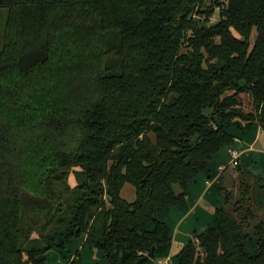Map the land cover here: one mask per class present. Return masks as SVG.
Listing matches in <instances>:
<instances>
[{
  "label": "trees",
  "instance_id": "obj_1",
  "mask_svg": "<svg viewBox=\"0 0 264 264\" xmlns=\"http://www.w3.org/2000/svg\"><path fill=\"white\" fill-rule=\"evenodd\" d=\"M0 20V264H47L65 237L107 264L166 256L156 216L230 128L264 130V0H0ZM239 167L178 264H264V175Z\"/></svg>",
  "mask_w": 264,
  "mask_h": 264
},
{
  "label": "rangeland",
  "instance_id": "obj_2",
  "mask_svg": "<svg viewBox=\"0 0 264 264\" xmlns=\"http://www.w3.org/2000/svg\"><path fill=\"white\" fill-rule=\"evenodd\" d=\"M218 15L215 14L212 18L209 19V24H214L217 22ZM2 28V21L0 20V29ZM256 31L253 29L252 34L250 36V43L252 44L253 40L255 39ZM1 38V36H0ZM214 62H211V64ZM239 99L242 101V109L245 114L253 113V103L252 99L247 94H241L238 96ZM242 124V125H240ZM246 122L241 121L236 128H228L231 133H233L236 137L238 142L237 143L242 145V154L240 153L239 157V168L242 172L247 171L245 175H256L261 174L264 175V130L259 128L258 124L254 122L253 126L246 127ZM251 129V130H250ZM259 134L254 143L253 147H249V143L252 139H255L254 135ZM253 145V144H252ZM227 149V154L220 151L217 156L210 162V168L213 170V178H211L206 183V175L204 171L200 173L196 178L195 181L189 182L187 184V188H190L192 192H190V196L188 194L189 200H193L192 202L196 203L200 208H209L206 211V217L203 218L201 216L196 217L197 215L187 214L186 216L182 215L183 211L178 209H171L168 212H162L156 216V219L166 223L169 228L171 229V241L172 244L170 246V250L166 256L158 257L157 255L152 258L150 264H178V258H176V254L178 251L184 246L187 242L186 239L192 238L194 234L202 232L207 228L209 225H212L213 218L215 213H213V208L219 203L218 205L224 204V196L225 190H229L232 192L233 195H237L238 187H237V179H234V176H231V171L235 173V169L228 167L231 162V155L234 151L233 148L229 147ZM237 151V150H236ZM226 155H224V154ZM223 159V160H222ZM216 163V164H213ZM220 162L221 164H218ZM221 165L227 167L225 170L221 171L216 168V165ZM230 170V172H228ZM216 175V176H215ZM230 175V176H229ZM221 176V177H220ZM248 176V177H249ZM231 177V178H229ZM219 178V179H218ZM75 178L72 174L70 176V185H74ZM213 184V185H212ZM121 196L127 202L134 201L135 198V189L129 185L124 184L121 189ZM179 191V189H177ZM196 197V198H194ZM197 198H199L197 201ZM43 222V221H42ZM209 224H206V223ZM195 228V229H194ZM176 233H178L176 240L174 239ZM36 236V235H35ZM38 236V235H37ZM173 236V240H172ZM179 236H182L183 242L179 243L178 239ZM188 237V238H187ZM42 244H45L42 242ZM58 245V246H56ZM60 246V248H58ZM247 250H251L246 246ZM45 261L47 264H107L103 259L102 253L100 251L94 249L93 247L89 246L88 243L84 242V238H70L65 237L59 240H54L52 247L45 253H43Z\"/></svg>",
  "mask_w": 264,
  "mask_h": 264
},
{
  "label": "crops",
  "instance_id": "obj_3",
  "mask_svg": "<svg viewBox=\"0 0 264 264\" xmlns=\"http://www.w3.org/2000/svg\"><path fill=\"white\" fill-rule=\"evenodd\" d=\"M259 126H258V130H259ZM251 130V129H250ZM257 135H258V137L260 136L259 134H256V135H254V137H255V139H252L251 140V142L249 143L250 145H249V147H253L254 146V143H255V141H256V139H257ZM241 138V137H240ZM239 138V139H240ZM239 139H237V142H235V144L233 145V146H231V148H233L234 149V151L235 152H239V157H240V153L242 154V148H243V144L242 145H240V144H238L237 145V143H240V142H238V140ZM253 144V145H252ZM237 150V151H236ZM222 152H224V153H226L227 154V149H222L221 150ZM223 153V154H224ZM226 154H224V155H226ZM216 157V156H215ZM214 157V158H215ZM239 157H238V161H239ZM213 158V159H214ZM223 160V159H222ZM213 161V160H212ZM211 161V162H212ZM210 164L211 163H209V165H208V167H207V170L206 171H204V173H203V175L205 174L207 177H206V183L211 179V178H213L212 176H213V170H211V168H210ZM213 164H216V163H214L213 162ZM218 164H221L220 162H218ZM216 165L217 167L216 168H219V167H221V165ZM221 173V172H220ZM232 175L231 176H234V179H236V177H238V175L239 174H235L234 172H230ZM216 176V175H215ZM230 176V175H229ZM221 177V176H220ZM229 178H231V177H229ZM219 179V178H218ZM195 181V180H194ZM213 185V184H212ZM229 191H230V189H229ZM190 192H192L191 190H190V188H187L186 187V202H185V207L183 208V209H181V211H183V214L182 215H184V216H186L187 214H189V215H192V214H195V215H197L196 217H199V216H201V217H203V218H205L206 217V211H208L209 210V208H207V209H203V208H200L198 205H196V203L194 202H192L191 200H189V197H187L188 196V194H189V196H190ZM194 198H196V197H194ZM199 198H197V201H199L198 200ZM216 206L213 208V213H215V209L216 208H219V207H221V205H218L219 203H217V201H216ZM206 224H209L208 222L206 223ZM169 227V226H168ZM170 229V228H169ZM195 229V228H194ZM170 231H171V229H170ZM171 235H172V232H171ZM177 235H178V233H176V235H175V237H174V239L176 240V238H177ZM183 237L182 236H179V239H178V242L179 243H181V242H183V239H182ZM188 238V237H187ZM172 240H173V236H172ZM185 240V239H184ZM186 240H188V239H186ZM184 245V244H183Z\"/></svg>",
  "mask_w": 264,
  "mask_h": 264
},
{
  "label": "built area",
  "instance_id": "obj_4",
  "mask_svg": "<svg viewBox=\"0 0 264 264\" xmlns=\"http://www.w3.org/2000/svg\"><path fill=\"white\" fill-rule=\"evenodd\" d=\"M232 152V155H231V162H230V165L228 167H231L230 169L232 168H236L237 165H238V157H239V152H235V151H231ZM227 167L225 166H221L218 168V170L223 171L225 170Z\"/></svg>",
  "mask_w": 264,
  "mask_h": 264
},
{
  "label": "water",
  "instance_id": "obj_5",
  "mask_svg": "<svg viewBox=\"0 0 264 264\" xmlns=\"http://www.w3.org/2000/svg\"><path fill=\"white\" fill-rule=\"evenodd\" d=\"M154 248V247H153Z\"/></svg>",
  "mask_w": 264,
  "mask_h": 264
}]
</instances>
